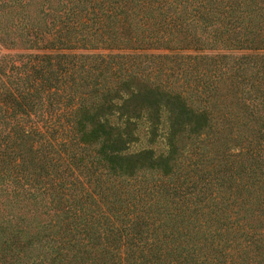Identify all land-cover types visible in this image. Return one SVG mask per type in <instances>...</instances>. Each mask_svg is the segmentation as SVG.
<instances>
[{
  "label": "trees",
  "instance_id": "trees-1",
  "mask_svg": "<svg viewBox=\"0 0 264 264\" xmlns=\"http://www.w3.org/2000/svg\"><path fill=\"white\" fill-rule=\"evenodd\" d=\"M0 47V264H264V0H0Z\"/></svg>",
  "mask_w": 264,
  "mask_h": 264
},
{
  "label": "rangeland",
  "instance_id": "rangeland-1",
  "mask_svg": "<svg viewBox=\"0 0 264 264\" xmlns=\"http://www.w3.org/2000/svg\"><path fill=\"white\" fill-rule=\"evenodd\" d=\"M5 50L2 48V47H0V52H4ZM138 146H140V145H138Z\"/></svg>",
  "mask_w": 264,
  "mask_h": 264
}]
</instances>
